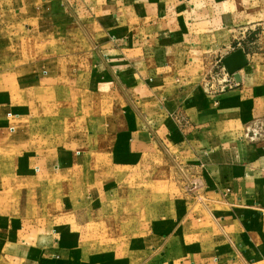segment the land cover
Listing matches in <instances>:
<instances>
[{
  "label": "crops",
  "instance_id": "0c3cea01",
  "mask_svg": "<svg viewBox=\"0 0 264 264\" xmlns=\"http://www.w3.org/2000/svg\"><path fill=\"white\" fill-rule=\"evenodd\" d=\"M0 264H264V0H0Z\"/></svg>",
  "mask_w": 264,
  "mask_h": 264
},
{
  "label": "water",
  "instance_id": "95a60500",
  "mask_svg": "<svg viewBox=\"0 0 264 264\" xmlns=\"http://www.w3.org/2000/svg\"><path fill=\"white\" fill-rule=\"evenodd\" d=\"M247 59L241 48H236L222 58V64L228 75L233 77L235 82H239L238 71L245 66Z\"/></svg>",
  "mask_w": 264,
  "mask_h": 264
},
{
  "label": "rangeland",
  "instance_id": "374dc122",
  "mask_svg": "<svg viewBox=\"0 0 264 264\" xmlns=\"http://www.w3.org/2000/svg\"><path fill=\"white\" fill-rule=\"evenodd\" d=\"M235 42H239V43H235ZM235 42L233 43L234 45H232V46H230L229 47V49H233V50H235V48L237 47V46H239V48H241L240 47V39H237V40H235ZM219 59V58H218ZM217 61L218 60H216L213 64H212V67L210 68L211 70V73L214 75L215 73H217L218 72V70H219V68L217 67ZM222 61V60H221ZM96 110V109H95ZM102 111H108L109 110V107H108V109H105V108H102L101 109ZM254 135L257 137L258 136V132H254ZM254 138V139H257V138ZM173 162V163H172ZM168 161V164H167V166H172V172L175 174V178L176 177H178L179 178V180L182 182V185H184V186H187V184H186V181H185V179L183 178V176H182V174H181V172H180V170H179V168L180 169H182V170H184L183 169V167H181L182 165H179L178 164V162L177 161ZM184 172V171H183Z\"/></svg>",
  "mask_w": 264,
  "mask_h": 264
},
{
  "label": "built area",
  "instance_id": "2783aa9c",
  "mask_svg": "<svg viewBox=\"0 0 264 264\" xmlns=\"http://www.w3.org/2000/svg\"><path fill=\"white\" fill-rule=\"evenodd\" d=\"M217 67L219 68L218 72L215 73L214 75L209 71L208 78L214 79L217 81V84L220 85L219 89L223 90L226 87H231L234 82L232 80V77L227 74L225 71L221 59H218L217 61Z\"/></svg>",
  "mask_w": 264,
  "mask_h": 264
}]
</instances>
